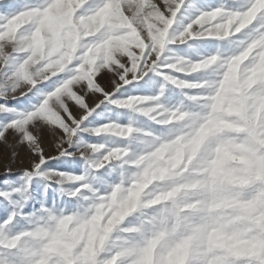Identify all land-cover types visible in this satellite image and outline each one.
<instances>
[{"label":"snow or ice","instance_id":"snow-or-ice-1","mask_svg":"<svg viewBox=\"0 0 264 264\" xmlns=\"http://www.w3.org/2000/svg\"><path fill=\"white\" fill-rule=\"evenodd\" d=\"M0 145V264H264V0H0Z\"/></svg>","mask_w":264,"mask_h":264},{"label":"rangeland","instance_id":"rangeland-1","mask_svg":"<svg viewBox=\"0 0 264 264\" xmlns=\"http://www.w3.org/2000/svg\"><path fill=\"white\" fill-rule=\"evenodd\" d=\"M49 154H54L52 150L49 148ZM9 155L8 149H6L3 145H0V174L5 171L4 164L7 161ZM23 160L24 163L21 164L19 161ZM27 165V158L23 150H21L20 156L16 164L12 166L13 173H18V170L25 167Z\"/></svg>","mask_w":264,"mask_h":264}]
</instances>
